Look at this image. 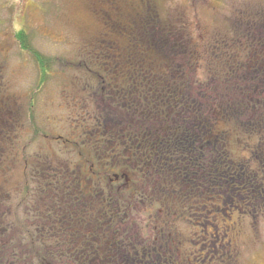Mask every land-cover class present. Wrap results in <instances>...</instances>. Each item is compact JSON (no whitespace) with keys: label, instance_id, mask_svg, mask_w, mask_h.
I'll list each match as a JSON object with an SVG mask.
<instances>
[{"label":"rangeland","instance_id":"rangeland-1","mask_svg":"<svg viewBox=\"0 0 264 264\" xmlns=\"http://www.w3.org/2000/svg\"><path fill=\"white\" fill-rule=\"evenodd\" d=\"M144 1L0 0V264H264V0Z\"/></svg>","mask_w":264,"mask_h":264},{"label":"trees","instance_id":"trees-1","mask_svg":"<svg viewBox=\"0 0 264 264\" xmlns=\"http://www.w3.org/2000/svg\"><path fill=\"white\" fill-rule=\"evenodd\" d=\"M139 2L140 3H144L145 1L144 0H139ZM150 22H152V21L149 20V19H143L142 17L139 18L138 22H136L137 28H139V26L140 27H144L142 29V33H143L142 39L145 41V43L147 45L149 44L148 46H151L150 44H152L153 46L158 45L159 48L161 46L160 49L165 48L164 45L169 43L167 41L168 40L167 37H164V38L155 37V38H159V39H157V40L155 38L153 39L152 37L154 36V34L151 37V34L153 32H151V30H150L151 27H152V23H150ZM129 30H131L130 32H132L134 30V27H131ZM129 36H131V34H129L128 37ZM16 38L19 41L20 46L22 47V49L27 51V52H29L33 56L35 61L37 62L38 66H39V70H40V75H41L40 80H41V82L42 83L46 82L49 79V77H50L51 65L53 63V60L48 58V57H46V56H43L41 53L37 52V50L35 48L32 47L31 42H30V37H29V35H28V33L26 31L21 30V31L17 32L16 33ZM135 44H137V43H135ZM134 47H136V46L132 45V48H130L131 51H132V55L128 58V60H126L128 62V63L127 62L126 63H127V65H130L132 67L130 73L134 74L135 79L139 80L138 82L141 85L140 86V88H141L142 86L145 85L144 84V82H146L144 80L145 77H146L145 73L148 72V71L147 70L138 69V67L140 66L139 65L140 64L139 61H140L141 57H143V56L146 57L148 55L149 47L147 48V47L144 46V48L143 47L141 48V47L138 46V49H134ZM115 49H116L115 47H111V50L114 51ZM114 54H113V56H114ZM117 55L118 54H115V57H113V58H116L117 60L121 59V60L125 61V59L118 58ZM140 67H142V66H140ZM147 87L149 89H152L153 88L152 83H149V85H147ZM144 90H146V89L144 88ZM201 114H199V115L201 116ZM200 116H197L196 119H198ZM186 121H187V119H186ZM189 135H190V133H189ZM167 207H169V206H167Z\"/></svg>","mask_w":264,"mask_h":264},{"label":"flooded vegetation","instance_id":"flooded-vegetation-1","mask_svg":"<svg viewBox=\"0 0 264 264\" xmlns=\"http://www.w3.org/2000/svg\"><path fill=\"white\" fill-rule=\"evenodd\" d=\"M114 2H115V0H114ZM121 3V2H120ZM119 9V7L117 8V6H116V10H118ZM134 46V45H133ZM114 47L116 48V49H121L122 47H120V45L118 44V45H114ZM132 48V47H131ZM134 49H138V47H134ZM138 143V142H137ZM136 144V143H135ZM80 172H81V170H80ZM125 176H127V175H125ZM118 178V177H117ZM59 205L60 203L59 202H57V203H54V204H52V206H51V209H54V206H56V205ZM69 205H71V204H73V203H68ZM55 210V213H53V214H57V210L56 209H54ZM53 210V211H54ZM57 221V220H56ZM57 222H59V221H57ZM56 222V223H57ZM53 223V222H52ZM73 224H74V222H72V221H70V225L73 227V229H72V231H73V235H74V232H75V230H76V228L73 226ZM47 225H50V223L48 222L47 223ZM161 232L162 233H165V231H164V229H161ZM86 238H92V234L91 235H85V234H83ZM87 239L85 240V241H83V242H85L84 243V245H86L85 247H86V252H95V249H92V247H91V239H89L87 242ZM117 244V243H116ZM72 250V248L69 250V251H71ZM100 250V249H99ZM153 250V249H152ZM152 250H150L149 252H151ZM31 252V251H30ZM79 252V251H78ZM138 252V251H137ZM143 252H147V250H144ZM155 252H156V250H155Z\"/></svg>","mask_w":264,"mask_h":264}]
</instances>
